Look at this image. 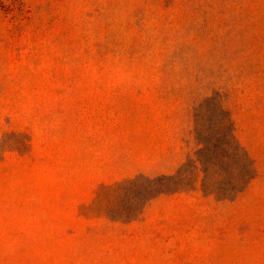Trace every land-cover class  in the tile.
Wrapping results in <instances>:
<instances>
[{
  "label": "rangeland",
  "instance_id": "1",
  "mask_svg": "<svg viewBox=\"0 0 264 264\" xmlns=\"http://www.w3.org/2000/svg\"><path fill=\"white\" fill-rule=\"evenodd\" d=\"M0 264H264V0H0Z\"/></svg>",
  "mask_w": 264,
  "mask_h": 264
}]
</instances>
